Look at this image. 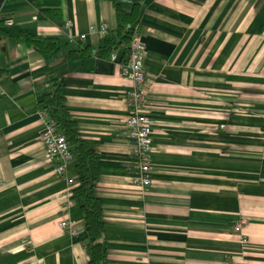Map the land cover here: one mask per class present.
<instances>
[{"label":"crops","instance_id":"obj_1","mask_svg":"<svg viewBox=\"0 0 264 264\" xmlns=\"http://www.w3.org/2000/svg\"><path fill=\"white\" fill-rule=\"evenodd\" d=\"M121 4L139 5L136 30L146 50L144 113L153 122L146 189L134 185L125 127L133 86L121 73L128 48L97 55L116 28L113 5L43 0V9L59 10V27L28 1L0 0V264L91 259L75 194L76 156L67 170L71 189L55 177L40 140L41 101L53 80L62 84L79 137L99 155L103 264H264V0ZM22 33L57 38L60 50L43 56ZM84 49L88 57H70ZM63 221L75 222L79 233L63 230Z\"/></svg>","mask_w":264,"mask_h":264},{"label":"trees","instance_id":"obj_2","mask_svg":"<svg viewBox=\"0 0 264 264\" xmlns=\"http://www.w3.org/2000/svg\"><path fill=\"white\" fill-rule=\"evenodd\" d=\"M8 3L28 1L32 3L39 12V17L52 21L61 27L62 17L59 10H48L42 8L43 0H6ZM113 5L116 28L108 33L104 45L98 52V57L106 58L121 47L128 48L130 40L137 31L139 24L140 9L138 4H134L130 10H126L121 0H104ZM4 34L0 28V35ZM22 38L26 44L35 49L43 56L56 53L60 50V40L57 38H46L29 33H22ZM90 55L88 49L72 51L70 57L81 60ZM127 60V59H126ZM126 61H122L125 64ZM52 90L44 95L41 104L43 109L55 120L58 128L66 136L68 143L74 146L73 154L77 159L78 186L75 190L76 196L82 200V211L86 229L92 239L88 245L91 256L89 264H103L106 258V244L103 240L105 223L99 200L96 197V187L99 178L98 152L92 144L81 139L77 132L75 121L70 117L65 108V98L62 84L58 80L52 81Z\"/></svg>","mask_w":264,"mask_h":264},{"label":"built area","instance_id":"obj_3","mask_svg":"<svg viewBox=\"0 0 264 264\" xmlns=\"http://www.w3.org/2000/svg\"><path fill=\"white\" fill-rule=\"evenodd\" d=\"M67 28L71 23H66ZM104 34L107 29H104ZM80 40L86 38L85 35L79 36ZM73 39L71 38L70 41ZM146 50L140 34L135 31L130 43L129 54L125 64L121 66L122 76L127 78L133 84L132 89L127 94V103L129 107V117L125 122L126 132L133 146V154L136 158L137 176L134 179V185L141 189H146L152 183V135L153 122L148 115L144 113L147 97V71L145 69ZM116 59L115 56L112 57ZM39 115L44 120V129L40 135V140L46 148L48 161L54 165V175L57 178L68 181L71 189H74L75 182L67 176V170L74 159L71 146L66 136L58 128L55 120L42 109ZM246 224L242 221L236 227V232L241 231V227ZM63 230L71 235H77L79 230L76 223L72 221H63L60 224Z\"/></svg>","mask_w":264,"mask_h":264}]
</instances>
